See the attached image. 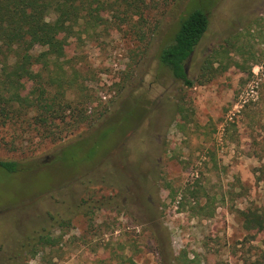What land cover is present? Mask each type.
Segmentation results:
<instances>
[{"label": "rangeland", "instance_id": "rangeland-1", "mask_svg": "<svg viewBox=\"0 0 264 264\" xmlns=\"http://www.w3.org/2000/svg\"><path fill=\"white\" fill-rule=\"evenodd\" d=\"M198 5L210 25L190 76L234 38L241 65L187 87L158 55ZM65 52L90 93V122L54 142L33 113L0 121V161H19L0 167V246L35 222L61 237L31 264H164L159 240L172 264H264V231L239 214L264 208V0H146L142 18L70 37ZM197 185L205 192L183 199ZM52 216L66 225L50 227Z\"/></svg>", "mask_w": 264, "mask_h": 264}, {"label": "trees", "instance_id": "trees-1", "mask_svg": "<svg viewBox=\"0 0 264 264\" xmlns=\"http://www.w3.org/2000/svg\"><path fill=\"white\" fill-rule=\"evenodd\" d=\"M145 5L146 0H0V121L7 124L23 113H33L31 118L42 130L41 136L54 142L74 134L81 124L89 123L90 93L85 91L74 66L69 65L70 60L64 58L67 39L99 27L119 28L131 23L135 16L143 17ZM209 25L207 7L191 8L180 20L171 41L159 51L160 65L187 87L210 82L230 66L241 65L231 55L239 48L234 38L216 47L204 58L196 75L190 76L187 68ZM36 47L42 51L35 53ZM223 55L231 62L223 65ZM70 67L73 76L69 75ZM26 81L31 86L24 95ZM79 87L83 98L74 101L72 91H78ZM0 167L16 172L19 161L1 160ZM259 170L258 180L264 181V167ZM205 190L197 185L191 191H183L182 197L185 199L190 192L197 198ZM177 194L178 191L171 190L173 198ZM239 214L246 228L264 231V208L248 207L239 210ZM52 219L51 223L47 221L50 227L55 222L66 225L58 217ZM32 225L27 224L23 233L20 230L15 234L14 246H0V264H31L30 260L41 250L59 242L61 236H54L49 227L35 222ZM159 247L164 264L178 259L165 240H159Z\"/></svg>", "mask_w": 264, "mask_h": 264}, {"label": "water", "instance_id": "water-1", "mask_svg": "<svg viewBox=\"0 0 264 264\" xmlns=\"http://www.w3.org/2000/svg\"><path fill=\"white\" fill-rule=\"evenodd\" d=\"M187 70V69H186ZM188 71V70H187Z\"/></svg>", "mask_w": 264, "mask_h": 264}]
</instances>
